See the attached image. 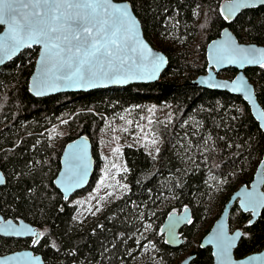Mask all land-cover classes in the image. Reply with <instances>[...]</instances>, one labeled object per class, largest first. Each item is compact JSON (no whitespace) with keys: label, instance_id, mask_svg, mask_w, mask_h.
Returning <instances> with one entry per match:
<instances>
[{"label":"trees","instance_id":"1","mask_svg":"<svg viewBox=\"0 0 264 264\" xmlns=\"http://www.w3.org/2000/svg\"><path fill=\"white\" fill-rule=\"evenodd\" d=\"M118 1L131 2L147 40L168 57L160 82L37 98L28 89L37 47L0 69V168L7 178L0 187V212L42 230L34 246L32 239L0 236V255L33 246L51 264H176L192 248L191 264H212L211 248H201L196 237L209 233L213 224L206 225L207 217L216 220L230 197L250 185L264 158V132L249 105L241 97L191 84L206 73L207 46L227 26L240 42L264 45V6L244 10L228 24L221 13L225 0ZM246 74L264 107V67ZM166 106L170 119L158 121L157 109ZM130 108L150 110L148 117L155 120L147 134L154 149L125 145L128 189L88 223L79 221L78 206L54 184L64 147L83 135L91 139L95 182L107 155L98 152L102 129ZM54 127L63 131L51 145ZM212 199L219 200L217 208ZM187 208L193 218L181 231L185 241L171 247L162 225ZM250 220L238 205L233 208L231 228L244 232L238 258L264 250V210L254 224ZM147 243L154 254L136 263Z\"/></svg>","mask_w":264,"mask_h":264},{"label":"water","instance_id":"2","mask_svg":"<svg viewBox=\"0 0 264 264\" xmlns=\"http://www.w3.org/2000/svg\"><path fill=\"white\" fill-rule=\"evenodd\" d=\"M111 4L119 8H126L130 24L128 25V40L124 47L125 58L136 60L131 65V71L126 75L109 79L105 82L95 83L92 86L75 87L67 86L52 79L45 64L41 63L43 47L33 44L31 47H22L10 56L0 51V69L17 58L24 50L32 47L39 49L34 71L29 79V92L37 97L44 98L62 93L89 92L97 89L114 87H126L134 84L158 83L168 67L169 59L166 54L156 49L146 38L142 23L136 16L132 4L129 1L110 0ZM237 5H240L237 7ZM264 6L260 0H225L221 6V13L230 24L244 11ZM227 17V18H226ZM0 45L9 39V27L0 24ZM235 49H255V53L249 55V59L255 57V61L264 59V45L240 42L235 33L227 26L220 36L211 41L206 49L207 71L196 77L191 84L215 92L228 93L235 97H241L250 107L251 113L264 132V107L260 103L256 87L246 74L249 68H261L260 62H242L243 53L235 52ZM163 58L161 62L160 58ZM158 66V69H157ZM234 69L233 78H225L222 74ZM153 73H155L153 75ZM171 88L170 86H167ZM173 88V87H172ZM60 170L54 180L56 188L64 199L68 200L75 194L87 189L91 184L96 171V159L94 146L88 136H80L70 141L63 150L60 159ZM0 187L6 184L7 178L0 168ZM238 205L242 212L251 214L250 224H254L264 210V158L259 164L250 185L240 187L225 204L223 211L214 222L209 233L203 237L201 248H211L213 255L212 264H264V250L242 258L236 256V249L243 238L241 228H231V214L233 208ZM193 218L191 208L180 213L169 215L162 226V233L166 243L174 248L184 243L181 235L182 229ZM11 227H8V225ZM42 230L26 222L23 219L15 221L6 219L0 213V236L13 238H34L38 242ZM226 249V251H225ZM194 255H189L178 264H191ZM0 264H51L45 262L42 255L35 254L32 249L20 250L9 254L0 255Z\"/></svg>","mask_w":264,"mask_h":264},{"label":"snow or ice","instance_id":"3","mask_svg":"<svg viewBox=\"0 0 264 264\" xmlns=\"http://www.w3.org/2000/svg\"><path fill=\"white\" fill-rule=\"evenodd\" d=\"M0 24L9 27L0 51L10 56L22 47L42 45L41 63L54 81L67 86L105 82L126 75L137 63L122 54L130 24L127 9L110 0H0ZM234 51L246 54L242 62L264 66V59L248 58L255 49Z\"/></svg>","mask_w":264,"mask_h":264},{"label":"rangeland","instance_id":"4","mask_svg":"<svg viewBox=\"0 0 264 264\" xmlns=\"http://www.w3.org/2000/svg\"><path fill=\"white\" fill-rule=\"evenodd\" d=\"M222 76L225 78L234 77L224 73ZM136 109L130 108L123 113L114 115L109 118L104 125L102 129L104 134L98 143V152L99 154L106 153L107 155L106 157H101L103 159V166L99 169V176L87 189L68 199L71 200V203L78 206L80 213L79 221H85L84 223H86L92 220L91 218L97 216L110 202L124 194L128 189L125 180L126 166L122 155L125 145L140 146L143 144L150 151L154 149V142L147 134V130L150 124L149 121L152 123L155 119H150L148 117L150 115V110L146 111V109L142 108L140 109L141 112L137 115ZM157 111L158 121H168L170 119L167 106L162 108L161 112L159 108ZM62 131L63 127H54L50 130L51 134L49 136L52 137V141L50 142L51 145L58 139L56 134L62 133ZM116 149H119V151H115ZM113 165H115V167H113ZM211 201L214 207L217 208L220 203L219 200L212 199ZM216 220L212 221V216L209 215L206 220V225L208 226L211 223L214 224ZM147 229L149 230L151 227H147ZM200 239H203L201 234L196 237V241ZM191 250L192 248L182 254L176 263H180L189 256ZM149 253L154 254V246L151 243L145 244L141 255L135 259V262H142Z\"/></svg>","mask_w":264,"mask_h":264},{"label":"flooded vegetation","instance_id":"5","mask_svg":"<svg viewBox=\"0 0 264 264\" xmlns=\"http://www.w3.org/2000/svg\"><path fill=\"white\" fill-rule=\"evenodd\" d=\"M1 213V212H0ZM2 214V213H1ZM251 215V214H250ZM163 226V225H162ZM18 239H20V238H18ZM22 239V238H21ZM26 239H32L33 240V246H34V244H35V239L34 238H26ZM33 246L32 247H26V248H23V249H18V250H15V251H13V252H16V251H20V250H26V249H32L33 251H34V249H33ZM13 252H10V253H13ZM34 253L35 254H39V253H36L35 251H34ZM9 254V253H8ZM41 255V254H40ZM190 255H193V254H190ZM43 258V257H42ZM44 259V258H43ZM46 262V261H45ZM176 264H178V263H176Z\"/></svg>","mask_w":264,"mask_h":264}]
</instances>
